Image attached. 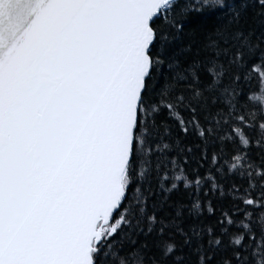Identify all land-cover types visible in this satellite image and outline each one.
Returning <instances> with one entry per match:
<instances>
[{
  "label": "snow or ice",
  "instance_id": "1",
  "mask_svg": "<svg viewBox=\"0 0 264 264\" xmlns=\"http://www.w3.org/2000/svg\"><path fill=\"white\" fill-rule=\"evenodd\" d=\"M0 264H264V0H0Z\"/></svg>",
  "mask_w": 264,
  "mask_h": 264
},
{
  "label": "trees",
  "instance_id": "2",
  "mask_svg": "<svg viewBox=\"0 0 264 264\" xmlns=\"http://www.w3.org/2000/svg\"><path fill=\"white\" fill-rule=\"evenodd\" d=\"M188 143H189V145L191 146L193 143H195V141H194L191 137H189V139H188ZM192 166H193V167L195 166L194 163L192 164Z\"/></svg>",
  "mask_w": 264,
  "mask_h": 264
}]
</instances>
